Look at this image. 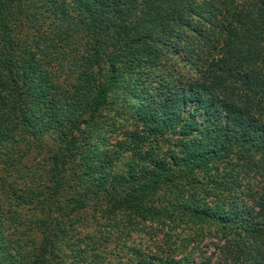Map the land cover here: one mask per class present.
<instances>
[{
    "label": "trees",
    "instance_id": "trees-1",
    "mask_svg": "<svg viewBox=\"0 0 264 264\" xmlns=\"http://www.w3.org/2000/svg\"><path fill=\"white\" fill-rule=\"evenodd\" d=\"M170 52L194 75L156 85ZM119 89L138 94L124 138L140 161L114 177L123 161L83 131ZM21 147L45 154L41 264L100 208L172 230L180 214L219 235L217 264H264V0H0V160ZM184 181L192 203L153 199Z\"/></svg>",
    "mask_w": 264,
    "mask_h": 264
},
{
    "label": "rangeland",
    "instance_id": "rangeland-1",
    "mask_svg": "<svg viewBox=\"0 0 264 264\" xmlns=\"http://www.w3.org/2000/svg\"><path fill=\"white\" fill-rule=\"evenodd\" d=\"M184 46L186 49V41ZM185 56L184 52L179 55L167 53L155 71V84L164 80L179 84L178 81L186 82L193 76L192 65L186 63ZM137 95L129 99L123 89L114 90L110 94L111 105L100 111L83 131L87 143L93 145V155L112 156L123 161L109 172L114 177L126 175L127 169L140 161L138 152L131 154L124 138L133 125L129 103L137 102ZM54 137V134L46 136V143L52 145ZM163 148L165 152L174 151L169 145ZM26 149L21 147V153L16 155V165L6 164L4 158L0 160V264H41L36 258L43 246V236L35 221L41 219L37 212L39 206L35 203L46 184L41 174L46 167L45 154L36 150L28 153ZM186 169V164H181L176 170L184 172ZM183 183L185 181L173 189L164 186L153 199L162 201L168 198L172 202L179 199L183 205L192 203L193 192ZM173 222L177 229L172 230L174 224L170 223L153 227L130 215L107 213L101 208L90 210L74 225L70 224L67 234L77 238H70L66 245L59 244L53 249L51 261L47 264H138L141 255H167L180 264L218 263L222 257V244L214 230L206 227L202 231L180 214Z\"/></svg>",
    "mask_w": 264,
    "mask_h": 264
}]
</instances>
